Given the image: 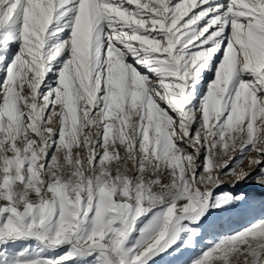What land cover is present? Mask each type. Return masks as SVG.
I'll use <instances>...</instances> for the list:
<instances>
[{
	"label": "snow or ice",
	"instance_id": "obj_1",
	"mask_svg": "<svg viewBox=\"0 0 264 264\" xmlns=\"http://www.w3.org/2000/svg\"><path fill=\"white\" fill-rule=\"evenodd\" d=\"M249 181L264 0H0V264H158ZM190 264H264V217Z\"/></svg>",
	"mask_w": 264,
	"mask_h": 264
},
{
	"label": "rangeland",
	"instance_id": "obj_2",
	"mask_svg": "<svg viewBox=\"0 0 264 264\" xmlns=\"http://www.w3.org/2000/svg\"><path fill=\"white\" fill-rule=\"evenodd\" d=\"M244 167H247L246 162ZM239 186H245L247 188V190L243 194L246 195L250 200H252V195L262 192L263 194H260L258 198L256 197L254 202L259 204L261 201H264V188L258 187L253 181H249L248 184H243ZM230 187L231 184L226 183L223 185L222 190L226 191L225 188H227V191H229ZM237 187L231 189V192L234 195L241 194L240 191H242V189H238ZM258 212L259 211H256L254 213L246 212L244 215H241L240 212H235L225 217H214L213 220L210 222L211 226H206L204 229H202V236L199 238V241L195 244L194 248L181 249L180 251L172 254L171 256H164L163 258H158V264H190V261L195 258L196 255L199 254L201 248L211 244L213 240L217 239L220 236V234L216 233L220 224L227 225L231 232H234L248 226L251 223H255L258 219L264 217V213L260 212L257 215L258 217L256 216V218L253 219V215ZM235 220L239 221V223L241 224L239 226L233 225L232 222Z\"/></svg>",
	"mask_w": 264,
	"mask_h": 264
},
{
	"label": "bare ground",
	"instance_id": "obj_3",
	"mask_svg": "<svg viewBox=\"0 0 264 264\" xmlns=\"http://www.w3.org/2000/svg\"><path fill=\"white\" fill-rule=\"evenodd\" d=\"M237 188H238V189H239V188L242 189V191H240V193H242V192L244 193V192L247 190V188H246L245 186H238ZM225 189H226V191H227V188H225ZM225 189H224V190H225ZM231 189H233V187H230V189H229L230 192L232 191ZM260 194H263V193H262V192H259L258 194L252 195V196H253V197H252V201H255L256 197L258 198V197L260 196ZM240 213H241V215H244L246 212H240ZM259 213H260V212L255 213V214L253 215V219L256 218V216H257ZM257 217H258V216H257ZM232 224L235 225V226H239L241 223H239V221H236V220H235V221L232 222ZM229 232H231V230L228 228L227 225H225V224H220L216 233L222 235V234H228Z\"/></svg>",
	"mask_w": 264,
	"mask_h": 264
}]
</instances>
